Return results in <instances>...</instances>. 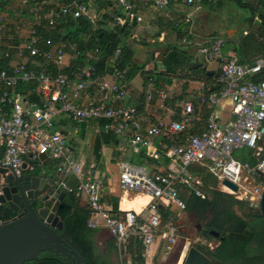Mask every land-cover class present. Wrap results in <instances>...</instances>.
I'll return each instance as SVG.
<instances>
[{
    "label": "built area",
    "instance_id": "2783aa9c",
    "mask_svg": "<svg viewBox=\"0 0 264 264\" xmlns=\"http://www.w3.org/2000/svg\"><path fill=\"white\" fill-rule=\"evenodd\" d=\"M0 0V163L18 173L25 160L47 154L58 160L62 183L69 193L85 194L89 206L87 224L105 227L120 247L131 240L149 252L161 231L163 204L187 208L181 190L205 197L204 182L192 173L201 165L219 183L228 179L238 186V199L259 207L264 191V57L244 63L232 55L222 60L223 37L200 42L199 51L211 61L220 60L219 92L198 82L183 96L178 82L146 92L145 108L154 107L150 117L140 113L133 102L128 72L118 47L102 63L99 47L82 49L65 39L63 24L70 18L86 17L96 23L107 10L111 26L143 20V7L165 8L172 2L197 7L204 0H109L114 5L102 8L97 0ZM96 11H92L91 4ZM188 22L190 18L186 19ZM47 33V35H46ZM58 35H57V34ZM225 99L233 102L232 118L222 123L217 114ZM154 101L156 103L154 104ZM210 109L207 118L202 110ZM83 124L95 121V132L128 137L134 153L145 152L154 158H167L166 173L122 165L120 185L125 191L146 194L149 203L141 210L112 213L102 202V184L83 170V164L70 156L65 133L56 128L62 121ZM156 137H163L160 146ZM168 138V139H167ZM250 148L256 162L242 161L235 152ZM74 178V184L68 178ZM180 215V213H178ZM167 251L179 239V227L169 223L165 232Z\"/></svg>",
    "mask_w": 264,
    "mask_h": 264
},
{
    "label": "crops",
    "instance_id": "0c3cea01",
    "mask_svg": "<svg viewBox=\"0 0 264 264\" xmlns=\"http://www.w3.org/2000/svg\"><path fill=\"white\" fill-rule=\"evenodd\" d=\"M245 2L249 5H246V7H241L234 0H204L199 8L187 6L181 2H172L167 7L160 8L163 13H158L156 9H149L148 12L151 10L150 24L153 26L158 24L167 26L162 32L160 31L159 33V41H157V46L154 49V55L158 47L164 49L162 51L163 55L158 58L159 61H162L166 51V44L167 47L175 43L182 44L186 47H191L199 44L200 42L211 40L214 37H223L225 39V45L222 49V60L235 55L237 56L238 60L242 58L244 63H248L254 62L259 58L264 57V39L262 37H260L258 34H254L250 39L247 40L248 42L244 41L245 36L253 33L255 27L258 24L257 22L259 19L257 16L253 17V11L258 8L260 0H245ZM232 3H235L237 7L241 8V12L243 13H239L240 17L235 20H228L226 17L228 16L229 11H225L223 9L227 5H232ZM11 4L15 5L16 2L13 0L11 1ZM149 7H143L138 12V14L142 16L143 20L144 16L142 10ZM250 17H252L253 23H250ZM187 18H190L191 20L188 22L186 20ZM220 20H225V22L220 23L218 26L215 22ZM137 23L138 22H136V24ZM131 24L134 25V20L131 22ZM177 24L184 26L185 35L183 38H179L177 30L174 29V26ZM233 25H238V27L233 29ZM148 30L149 29H147V31ZM227 31V35H223ZM166 37L167 41L165 44L162 41H164ZM131 38L138 40V37H135V35L133 37L131 36ZM227 42H231L232 47H228L226 45ZM220 60L221 59L215 61L217 63H215L216 69L214 67L213 69L207 68L209 70V74L213 73L212 70H219ZM196 61H198L197 58ZM131 82L132 79L130 80L129 87H131ZM175 82H178V86L182 89V92L185 93V95L187 94L186 92L189 88H193L198 85L197 81H190L187 83L185 79L181 78L173 79V83ZM168 85L171 84H167L166 86ZM150 89L155 90L157 88L153 87V84L150 83L147 86L146 92ZM131 91L133 96L132 100L136 103L142 97L143 89L138 94H136V92L132 89ZM155 103L156 101H154V104ZM232 110V100L225 99L217 110L219 120L222 123L229 122L232 118ZM144 111V116L147 117H150V113L153 114L155 112L154 107L149 108V110H146L145 108ZM95 127L96 124L92 125L91 122L78 125L66 120L56 125V128L65 133L67 139L69 138L68 145L70 148V156L83 164V170L85 172L91 169L92 176L94 175L100 179L102 184L103 204L111 211L115 208H117L119 212H123V210H141L149 203L150 197L146 194L129 192L121 188L119 173L122 165L128 164L130 166L139 167L150 174L156 172L166 173L169 168V160L163 157L154 158L147 155L145 152H143V154L134 153L130 146L128 137L117 136L118 138L115 143L102 142L100 151L97 152V142L101 137V133L95 132ZM78 136H80L81 139H79ZM82 141H84L88 147H81ZM154 141L157 146H160L164 139L163 137H156ZM248 149L249 150L245 155L246 157L243 158H253L256 162L253 150L250 148ZM129 151L137 156L133 158V155L128 153ZM39 159L40 158L37 159L39 161L38 163L43 168L47 169V176L52 177L58 173V170L55 169L57 166L56 164L45 163L46 160H53L54 158L47 156V158L44 160ZM239 159L242 160L241 158ZM37 160H25L28 163L25 173L32 171L31 167ZM60 176L62 180L64 177L62 175ZM71 179L75 180L73 177ZM217 189L232 194L223 186V183H219V181ZM70 195L71 194L67 192L64 200L61 203L70 197ZM181 195L187 200L189 198L191 199L194 194H192L187 189H183L181 190ZM76 197L78 198L79 202L74 208L73 214L77 209L81 210L87 208L89 210L86 195L82 193L79 196L76 195ZM191 200L194 201V198ZM48 204L50 205L51 203ZM235 208L237 212L240 213L237 207ZM216 210L217 209H215V212L213 213L210 210L199 211V209L190 207L180 212L176 206L163 204L160 207V212L162 214L161 218L163 220L161 231L158 235H156L149 252H145L143 248L141 250L140 247L142 246L137 242L134 243V240H131L126 246L120 247L116 238L107 228H93L96 229L92 236L94 253L99 255L101 261L106 264H177L178 260L181 261L183 259V256L185 255L189 245H195L196 247L200 246V248L203 247L204 249L207 247L213 248L220 243V241H208L207 239L203 238V232L197 233L196 236L192 235L191 233H189L191 235H186L187 232L194 227V224H198V222L202 223V229L204 230L205 227L207 228V224L209 222L215 220L217 225L222 228L223 232L226 234H231L234 226H232V223L228 222L225 217L217 215ZM178 213H180V215H178ZM172 221H175L178 225L179 239L182 241L179 244L176 243L171 250L167 251L165 232L169 223ZM221 232H219L220 237L217 238L223 240L225 237L221 235ZM137 245L140 247L138 248ZM261 259L262 253L260 249L257 248V244H253L251 252L246 255L245 259L243 258L235 264H263ZM87 262L85 263L88 264Z\"/></svg>",
    "mask_w": 264,
    "mask_h": 264
},
{
    "label": "trees",
    "instance_id": "16d2710c",
    "mask_svg": "<svg viewBox=\"0 0 264 264\" xmlns=\"http://www.w3.org/2000/svg\"><path fill=\"white\" fill-rule=\"evenodd\" d=\"M63 2H71L72 0H61ZM88 2L89 0H81ZM206 1V0H205ZM241 7L249 5L245 0H234ZM97 3L102 8H109L111 3L109 0H97ZM112 5H114L112 3ZM111 12L122 13L120 7H114L111 10H107V13L103 15L95 24L88 20L86 17L70 18L67 23L63 24V30L65 32V39H70L77 42L80 48L99 47L101 50L102 63L107 61L113 55L116 48L122 49V63L130 65L128 77L131 80L138 72L141 73L144 83L142 97L136 102L139 107V111L142 115H145V96L147 86L152 83L153 87L159 89L167 84H172L173 79L181 78L186 82L197 81L205 83L211 91H221L223 84L218 81L219 70H212L213 73L209 74V70L205 65L198 61L193 54L182 50L179 46L182 44L175 43L165 45L164 58L161 61L164 65L163 69H159L155 66L153 69H145L144 65L138 64L133 61L134 50L133 43L136 39L131 37L132 24H122L111 26L112 15ZM253 17L257 16L259 21L254 29V32L245 36V42L254 34H258L264 39V0H260L258 8L253 11ZM252 22V17L249 19ZM174 29L178 32V37L183 38L184 26L177 24ZM57 34V33H56ZM47 35V33H46ZM58 35V34H57ZM168 49V50H167ZM240 53V50H239ZM242 53V52H241ZM239 61L244 62L241 58ZM198 62L199 65L194 67V64ZM257 80L264 79V73L256 77ZM185 95V93H183ZM209 108L207 105L203 107L202 116L207 118ZM100 138L97 142V152L100 151L102 142L115 143L117 136L112 134H100ZM168 139V138H167ZM143 154V153H141ZM243 161L254 163L255 160L249 158H242ZM45 163L56 164V170L58 169V160H46ZM191 171L204 182L205 197H200L194 194L191 199L186 200L187 208L194 207L199 211L210 210L213 213L216 210V214L225 217L228 222L232 223L233 231L231 234H226L222 231L215 220L207 224L206 230H204L202 237L208 241H220L219 245L213 248L198 247L206 253L213 261V264H235L239 260L245 259L246 255L251 252L253 244H257V248L262 253V263L264 264V217L262 216L261 207H251L248 202L237 199L233 194H229L217 189L218 180L208 173V170L201 165H193ZM68 183L74 184L76 180L71 178L67 179ZM71 194L63 203H61L58 214L61 219H66L68 223V232L73 240H75L81 247L84 256L87 259L88 264H106L101 261L100 256L94 253V247L92 245V236L96 229L88 226L87 218L89 217V210L87 208L77 209L73 214L74 208L77 206L79 200L75 193ZM240 213L237 212L236 208ZM119 212L117 208L112 210V213ZM18 212L11 210L9 207L0 205V220L11 219L16 216ZM234 223V224H233ZM211 230L221 232V235L225 238L215 237L211 234ZM136 243V241H134ZM138 243V242H137ZM140 244V243H138ZM141 245V244H140ZM138 248L140 247L137 245ZM143 247H140L142 250ZM140 258V257H139ZM24 264H74V260L63 256L60 253L51 250H45L39 253L38 257L34 260L27 261Z\"/></svg>",
    "mask_w": 264,
    "mask_h": 264
},
{
    "label": "water",
    "instance_id": "95a60500",
    "mask_svg": "<svg viewBox=\"0 0 264 264\" xmlns=\"http://www.w3.org/2000/svg\"><path fill=\"white\" fill-rule=\"evenodd\" d=\"M134 18V25L136 24ZM199 65L198 62L194 67ZM39 156V160L47 158ZM35 161L29 173L26 161L18 173L10 166L0 163V205L8 204L18 214L11 219L0 220V264H24L34 260L45 250H57L74 260V264L87 262L80 246L71 238L66 219H61L58 209L67 194L61 173L47 176V169ZM223 183L238 190L228 179ZM48 203H51L50 205ZM264 217V191L261 198ZM220 237V233L211 230ZM222 238V237H221ZM185 264H209L210 257L195 245H189L185 253Z\"/></svg>",
    "mask_w": 264,
    "mask_h": 264
},
{
    "label": "rangeland",
    "instance_id": "374dc122",
    "mask_svg": "<svg viewBox=\"0 0 264 264\" xmlns=\"http://www.w3.org/2000/svg\"><path fill=\"white\" fill-rule=\"evenodd\" d=\"M92 7V11L95 12L96 11V6L95 4H91ZM149 9H156V11H158V13L162 12L159 8H156L154 6H151L149 8L143 9V16H144V20L142 22H138L136 25H132L131 28V36L133 37L135 35V37H138V40H136L135 43H133V50H134V58L133 61L137 62L138 64L144 65L145 69H153L155 66H157L159 69L164 68V65L161 61L158 60V58L160 56L163 55V50L162 48H157V51L155 52L154 55V49L157 46V41H159V33L160 31L162 32L165 27L162 24H158L153 26L150 20V12L151 10L148 12ZM164 10V9H163ZM223 10L225 11H229L228 16L226 17L228 20H235L237 18H239V13H243L241 12V8L237 7V5L235 3H232V5H227ZM222 10V11H223ZM245 15V14H244ZM243 16V15H242ZM225 20H220L217 23V25L219 26L220 23H224ZM238 27V25H233V29H236ZM147 29H149L147 31ZM150 32V34H149ZM228 31L225 32L223 35H227ZM142 37V38H140ZM145 38V39H144ZM132 38L130 37V41L132 42ZM167 41V37L164 41L166 44ZM156 42V43H155ZM226 45L229 47H232V43L231 42H227ZM182 50H186L187 52L193 54L195 56V58H197L199 60L200 63H202L203 65H205L207 68L209 69H213V67L216 69V62L215 61H211L210 59H208L207 55L205 53H201L199 51V45L196 44L194 46L191 47H186L183 45L179 46ZM155 56V57H154ZM216 63V64H215ZM143 77L141 75V73H137L133 78H132V82H131V89L134 90L136 92V94L140 93L143 89ZM92 125L96 124L95 121H91ZM79 139L80 136H78ZM67 142H69V138L67 139ZM87 144H85L84 141L81 142V147H86ZM88 147V146H87ZM249 149L248 148H244L242 150H238L235 153L236 157L239 158H243L246 157L245 155L247 154V151ZM131 155H133V158L136 157L137 155H135L132 152H128ZM196 223V222H193ZM191 233L192 235H197L196 231H195V224L194 227L187 232L186 235H191L189 234Z\"/></svg>",
    "mask_w": 264,
    "mask_h": 264
},
{
    "label": "flooded vegetation",
    "instance_id": "af4514ba",
    "mask_svg": "<svg viewBox=\"0 0 264 264\" xmlns=\"http://www.w3.org/2000/svg\"><path fill=\"white\" fill-rule=\"evenodd\" d=\"M4 206H6V207H9L8 206V204H3ZM204 227V226H203ZM206 228V227H205ZM204 228V230H206ZM204 230L202 229V223H200V222H198V224H195V231H196V233H199V232H204ZM181 241L182 240H180V239H178V241H177V244H179V243H181ZM55 252H57V253H60V254H62L61 252H59V251H57V250H54ZM206 254V253H205ZM63 255V254H62ZM207 255V254H206ZM63 256H65V255H63ZM65 257H67V256H65ZM67 258H70L71 260H73L71 257H67ZM184 260H185V255L183 256V259L180 261V260H178L177 262V264H185V262H184ZM210 263L209 264H213V261H212V259L210 258Z\"/></svg>",
    "mask_w": 264,
    "mask_h": 264
}]
</instances>
